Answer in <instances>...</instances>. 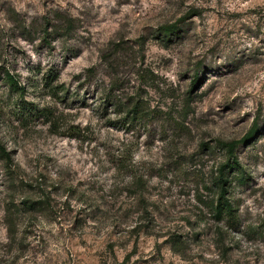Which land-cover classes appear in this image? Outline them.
Masks as SVG:
<instances>
[{
    "label": "rangeland",
    "instance_id": "obj_1",
    "mask_svg": "<svg viewBox=\"0 0 264 264\" xmlns=\"http://www.w3.org/2000/svg\"><path fill=\"white\" fill-rule=\"evenodd\" d=\"M0 264H264V0H0Z\"/></svg>",
    "mask_w": 264,
    "mask_h": 264
},
{
    "label": "trees",
    "instance_id": "obj_2",
    "mask_svg": "<svg viewBox=\"0 0 264 264\" xmlns=\"http://www.w3.org/2000/svg\"><path fill=\"white\" fill-rule=\"evenodd\" d=\"M176 30H177L176 26H174V25L173 26H168V27H164L162 29V33H163L164 36H170L174 32H176ZM9 82H10V85L12 87L17 86V84L15 83L14 79L11 78L10 76H9ZM256 131L257 130H255V128H254L242 142L246 141L247 139H252V137L255 135ZM235 147H236V144L227 145L228 152L230 154V158H234V152L236 150ZM234 164L239 166V163H237V162H234ZM228 166H230V164H228ZM220 172H221V178H220L219 183H220L222 188H221V194H220V197L218 199L217 205L215 206V212L218 215V217H221V216H232L233 215V211H234L233 206L229 202V200H227L226 197H225V195L227 194V190H226L225 186L227 185L228 181H227L225 173L223 171H220Z\"/></svg>",
    "mask_w": 264,
    "mask_h": 264
}]
</instances>
